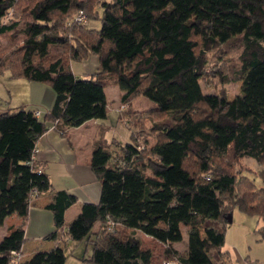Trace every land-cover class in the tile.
I'll list each match as a JSON object with an SVG mask.
<instances>
[{"label": "trees", "instance_id": "trees-1", "mask_svg": "<svg viewBox=\"0 0 264 264\" xmlns=\"http://www.w3.org/2000/svg\"><path fill=\"white\" fill-rule=\"evenodd\" d=\"M16 1L0 0V38L15 34L18 19L5 18ZM89 1L37 0L20 29L23 40L0 56V72L46 82L55 92L44 116L24 104L0 113V226L13 214L22 219L0 240V264H9L10 250L23 248L31 201L46 191H53L48 207L55 220L47 239L95 234L81 264H149L152 250L142 247L137 230L166 242V254L184 264H232L224 246L234 206L258 217L264 240V186L232 170L240 158L253 157L264 180V0ZM80 10L88 17L91 11L100 27L73 21ZM237 36L244 43L241 92L232 99L204 92L205 53ZM89 53L98 56L100 69L79 76L71 62ZM111 84L122 90V103L141 93L169 119L157 125L146 157L134 141L100 140L90 159L102 183L100 201L84 202L66 221L77 196L55 189L35 159L37 142L51 124L65 133L104 115ZM184 226L182 252L173 243L183 240ZM66 259L56 246L23 264Z\"/></svg>", "mask_w": 264, "mask_h": 264}, {"label": "rangeland", "instance_id": "rangeland-1", "mask_svg": "<svg viewBox=\"0 0 264 264\" xmlns=\"http://www.w3.org/2000/svg\"><path fill=\"white\" fill-rule=\"evenodd\" d=\"M37 0H17L11 10V16L5 18L6 21H18V26L15 34L1 35L0 41V56L6 55L23 40L21 27L25 21L30 18V8ZM95 0H90L92 6ZM89 17L83 24L84 26L100 27V19H95L91 11H88ZM102 15V12H99ZM244 50L243 38L237 36L223 45L212 47L206 53L205 73L201 80L204 92L226 95L232 99L236 94L241 92L243 81L241 79V64L242 54ZM93 53L83 60L88 61ZM15 58V57H14ZM12 61V60H11ZM83 61H72L71 66L74 72L83 76L87 71H92L88 64ZM10 61H8L9 63ZM97 72V71H95ZM49 85L46 82L29 80L25 77H11L9 70L0 72V107L15 106L21 104L24 100L31 106L30 100H37L44 97L46 87ZM114 85V86H113ZM42 89H44L42 91ZM108 107L112 110L110 117L105 120L110 125L108 137L111 139L116 137L121 143L134 141L139 144V148L144 150L145 157L148 155L149 146L157 140L156 127L163 121L169 119V113L158 110L156 101L143 95L137 94L130 104L122 103L120 97L121 90L116 84H111L107 87ZM42 106L43 104L40 103ZM118 104V105H117ZM124 104V105H123ZM201 107H206L202 104ZM127 116L124 115L122 122L117 121L119 110H128ZM122 118V117H121ZM130 125H128L129 123ZM134 126L132 130L129 126ZM86 138H90L89 127L86 126L81 130ZM77 132H74L76 135ZM95 134V133H91ZM92 135V136H93ZM263 168L255 158L244 156L234 164L232 170L238 173L240 180H243V174H246L248 179L253 178L255 184L260 187L264 186V180L260 177L259 171ZM240 183V182H239ZM233 219L227 224L225 248L229 249L230 257L234 264H251L249 259H252V264H264V240L260 239L256 229L262 224L258 222V217L247 214L242 211L237 205L233 207ZM98 228V224L94 229ZM5 228H3L4 230ZM0 229V233H1ZM91 234V233H90ZM70 252L68 251V254ZM248 260V261H247ZM66 264H77V260L73 255H69Z\"/></svg>", "mask_w": 264, "mask_h": 264}, {"label": "crops", "instance_id": "crops-1", "mask_svg": "<svg viewBox=\"0 0 264 264\" xmlns=\"http://www.w3.org/2000/svg\"><path fill=\"white\" fill-rule=\"evenodd\" d=\"M83 62L88 64L89 69L92 67V71L89 70L85 74L93 73L100 69L98 56H92L91 59ZM46 88L41 101L40 98L30 100L32 102L30 106L24 100L21 104L40 111L39 115L44 116L55 100L54 90L50 85H47ZM121 94L122 90L119 99H121ZM9 107H0V113L6 111ZM117 111V121L122 122L125 117L123 118L122 116L121 118L120 111ZM111 113L112 110L106 104V112L104 115L91 118L79 126L65 127V133L51 124L50 128L38 139L35 159L39 163L40 168L50 175L55 189H65L77 196V201L66 209V221H71L78 214L84 202L100 201L102 183L92 169L90 159L95 145L100 140L105 139L111 141L112 139H117L116 137L110 139L107 136L110 125L105 120L110 117ZM86 126L89 127L90 138L84 137L81 132ZM74 132H77V134L74 135ZM91 133L95 134L93 135ZM52 196L53 191H46L31 201L29 212L25 219L26 240L23 244L25 260L32 257L39 250H50L56 246H61L65 249L67 258L71 254L76 258L77 264H81L83 257H88L92 252L95 234L91 233L81 241L72 240L69 236L58 239H47V234L55 229L54 214L52 209L48 207ZM21 220L16 214L9 216L5 223L0 226L2 230L0 240L7 233L10 224L20 223ZM97 224L99 228V223ZM3 228L5 229L3 230ZM183 231V240L173 243V247L182 252L187 249L188 227L184 226ZM136 233L141 239L142 247L152 250V258L149 264H161L165 257H170L166 254V247L168 245L166 242L141 230H137ZM68 251L70 252L69 254ZM249 261L252 264L253 260L249 259ZM231 263L234 264L233 261ZM181 264L184 263L181 262Z\"/></svg>", "mask_w": 264, "mask_h": 264}, {"label": "built area", "instance_id": "built-area-1", "mask_svg": "<svg viewBox=\"0 0 264 264\" xmlns=\"http://www.w3.org/2000/svg\"><path fill=\"white\" fill-rule=\"evenodd\" d=\"M87 15L83 10H80L73 17V21L78 23H85L87 21ZM124 105V104H123ZM37 114H40V111H37ZM37 152V147H36ZM10 254V262L9 264H23L25 261V253L23 248L21 249H12L9 252ZM161 264H181V261L176 257H165Z\"/></svg>", "mask_w": 264, "mask_h": 264}, {"label": "water", "instance_id": "water-1", "mask_svg": "<svg viewBox=\"0 0 264 264\" xmlns=\"http://www.w3.org/2000/svg\"><path fill=\"white\" fill-rule=\"evenodd\" d=\"M227 219H228V221H232V219H233V214H232V213H229V214L227 215Z\"/></svg>", "mask_w": 264, "mask_h": 264}]
</instances>
